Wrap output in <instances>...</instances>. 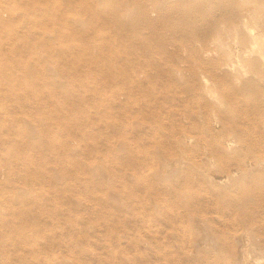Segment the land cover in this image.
Returning a JSON list of instances; mask_svg holds the SVG:
<instances>
[{"label":"bare ground","instance_id":"bare-ground-1","mask_svg":"<svg viewBox=\"0 0 264 264\" xmlns=\"http://www.w3.org/2000/svg\"><path fill=\"white\" fill-rule=\"evenodd\" d=\"M102 75L139 93L133 108L143 117L133 124L141 135L148 123L171 130L176 157L157 154L162 161L140 181L120 167L137 163L124 140L79 142L100 132L99 113L125 107L119 94L101 97L89 85ZM17 79V88L0 87V264H154L87 254L84 245L55 252L63 222L69 232L74 223H102L72 221L88 206L116 225L123 212L128 221L155 218L173 229L197 225L188 261L264 264V0H0V82ZM167 83L176 84L173 94L158 91ZM90 103L94 111L83 114ZM162 107L169 122L156 113ZM53 111L59 118L51 122ZM101 144L110 149L102 160L62 161ZM75 170L85 175L70 181ZM78 182L98 190L91 202ZM135 186L147 192L146 217L132 205Z\"/></svg>","mask_w":264,"mask_h":264},{"label":"rangeland","instance_id":"rangeland-1","mask_svg":"<svg viewBox=\"0 0 264 264\" xmlns=\"http://www.w3.org/2000/svg\"><path fill=\"white\" fill-rule=\"evenodd\" d=\"M19 22L20 20H16V24L18 26H19ZM65 47L63 46V48ZM6 64L10 66L9 70L13 73V75H15L18 70V65L16 64V61L10 60L7 61ZM18 81L19 79H17V83L15 82V80H12V82L6 81V83L1 81L0 87L17 88L19 87V85H22ZM105 82H106V78L104 77V75H102V76H98L95 79L93 78L90 79L89 85H92L93 87L96 88H100L98 90H100L101 97H106L110 94L117 93L120 95L121 100L125 102L124 109L123 108L118 109L117 107H115L109 110V111H113L112 112L113 114L115 113L119 114V116L116 118L111 112L108 113V109L99 113V115H101L103 118V120L101 121L105 120L107 122L108 120L110 121L118 120V123L120 125L119 129L114 131L109 130L108 128H105V125H107L105 121L102 122L103 124L100 121L98 124L100 126V132L98 131V129H96L94 134H92V136L88 133L84 134L83 137L79 135L80 137L79 136L78 137L81 138L82 141L79 140L78 141L80 143L85 144V142L90 143V142L100 141L102 138L103 139L105 138L106 140L109 141V143L112 144L114 142L116 143L120 141L119 139L124 140L127 147L131 151V156L134 158V160H136L137 163L133 164L132 167L129 166L127 167L125 165L123 167L122 166L120 167L122 168V171L127 169L129 171L134 172L135 176H138L139 177L138 179L140 181L141 179L146 178L147 176L145 175L146 174L148 175L155 168L157 161H162L165 159H171L176 157V154H174L175 152L171 148L173 144L169 139L171 130L168 127L159 129L157 127H154V123H148V125H145L146 128L144 127L145 128L144 133L141 135V133H139L140 131L136 130L135 127L136 125L134 124L136 122H139L143 116H141V114L137 111L138 109L133 108V106L135 107L137 105V101L139 99V93H137L136 91H131L134 90L135 88L132 87L129 89V86H127L125 82L122 81L120 82L118 81V83L116 84L110 83L109 85L106 84ZM174 86H176L175 83L163 84V86L158 87V91L161 93H165L166 89L168 90V88H170V90L172 91L168 90V92L173 94L172 92L176 91L175 89L173 90ZM77 88L87 90V86L85 85L82 86L81 84H77ZM90 88L92 87L90 86ZM128 89L131 92L130 96L126 94V92L128 93ZM177 94L180 95L181 93L177 92ZM59 95L62 96V94ZM131 96L133 97V99ZM166 98L168 99V97ZM125 99L128 100L129 103ZM44 107L50 109L52 108V105L50 104V102H47L46 104H44ZM81 109L82 110L80 111L83 114H85L86 109L89 112L94 111V108L91 107V103L88 104V107H84V108L82 107ZM156 110H157L156 113H159L161 117H164L165 122H169L170 119L172 118L169 113H166L164 111L163 107L157 108ZM48 118H50L49 121L51 122L56 121V119L59 118V113L53 111L48 116ZM133 119L135 120L137 119L136 122H133L134 121ZM99 148H100L99 152H95L91 154L88 147L83 145L80 153L72 156L69 160H65V159L63 160L62 158L61 159L62 161H72V162L73 161L93 162L96 154L97 155L100 154L98 159L102 160L103 153H105L107 156V154L110 153V149L105 144H101ZM157 154H159V156L161 154L163 159L157 156ZM158 157L159 159L162 160H159ZM55 158L56 157L49 159L50 161L48 162H50L49 163L50 165L51 164L53 165L55 164V162H57L54 161ZM111 163L109 164L112 165L113 163L112 164ZM79 172L80 170H75L70 175L67 174V176H69L70 178V181H73L75 177L85 175V173L81 172L80 174ZM137 187L139 186H135L134 189L132 187H129L128 191L130 192L129 189L132 190L130 192V196L132 197V205L139 206L140 208V209L138 208L139 211L140 210L143 211V213H140V215H144L148 213L147 210L150 211V209L144 210L145 207L143 209L142 207H140V205H142L148 200L146 196L147 192L144 189L135 190V188L138 189ZM76 188L78 189L77 191L80 194L84 195V197H88L90 202L91 199H93L92 198L93 194L97 193V192H93L94 191L93 189L95 188L93 189L89 187L87 188L83 183L80 184L79 182L77 183ZM138 212L135 213L138 214ZM121 215H122L121 218H123L124 222L122 221V223L116 225L115 223H109L110 219L108 216V212L106 210H100L95 208L92 209V206H88L84 210H80V211L75 210L73 212V216L71 217L72 221L74 220V222L76 218L80 216L88 217V218L91 217L93 218L97 216L102 221V223L97 224L93 220L91 222L87 221L85 223H74L72 227L73 228L75 227L74 228L75 231L69 232L67 230L68 228L63 222L62 223L63 227L61 226L60 228H58L60 234L59 237L60 240L63 241L62 244L63 246L62 245H61L62 247L56 246L55 247L56 251L55 250L54 251L62 254H71L70 250H74V252L77 253L79 252V245L80 246L84 245V247L86 248L85 252L86 253L88 252L87 254H90L91 252V254L101 255L103 257H108V258L114 257L113 255L124 254L130 257H137V259H142V260L144 258H147L149 260V263L153 262L154 264H156V262L161 260V258L163 259L168 258L170 260V264H213V261H210V259L206 261L201 259L188 261L191 257H193V256L190 257L188 255L189 253L188 249L193 247L194 240L196 238V233L194 230L195 229L199 230L197 225L191 226L188 222L185 221L182 222L180 226L175 227V229H173L172 226L164 222H159L155 218H153L152 220H148L147 222H143L138 214L139 217L136 221H128L130 216L129 214L123 212ZM209 215L212 216L213 219L215 220L218 217L217 213L214 211H211ZM60 220L65 221V217H63ZM89 223H91V225H89ZM158 226L159 228L162 227L160 231L159 228H157ZM83 231H86L87 234L85 235ZM156 232L158 233L155 234ZM69 242L71 249H66L67 247L66 244ZM46 254H52V250H47ZM143 263L144 262L139 261V263L137 264H143Z\"/></svg>","mask_w":264,"mask_h":264}]
</instances>
